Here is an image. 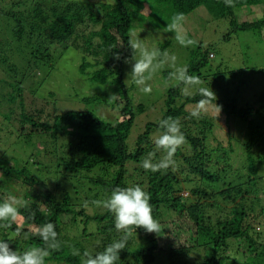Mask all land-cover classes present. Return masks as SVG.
I'll return each instance as SVG.
<instances>
[{
    "label": "trees",
    "instance_id": "1",
    "mask_svg": "<svg viewBox=\"0 0 264 264\" xmlns=\"http://www.w3.org/2000/svg\"><path fill=\"white\" fill-rule=\"evenodd\" d=\"M104 1L0 0V72L5 75L0 85L10 88L7 95L0 92V105L4 99L13 106L0 117V138L32 145L22 163L0 159V187L6 189L0 200L15 195L21 201L17 205L20 215L10 227H0V233L13 235L11 241L23 250L43 247L38 229L51 222L61 247L51 251L46 264H82L81 257L73 255L74 249L95 254L121 235L107 209L88 213L94 209L85 202L105 199L116 187L139 184L151 197L152 215L160 230L158 234L142 228L133 231L117 264H264V94L257 103L243 107H237L235 100L216 102L225 112L226 125L234 118L245 128L244 166L235 169L234 146L215 143L214 118L209 120L202 112L192 118L186 110L201 99L213 104L214 92H218L216 76L208 74L213 51L196 45L186 66L188 74L197 76L200 85L213 94L202 97L195 89L185 96L180 87H168L162 119L178 118L185 142L174 154V167L151 172L142 162L154 150L162 119L148 122L129 146L135 110L130 108L122 78L123 63L132 56L128 43L139 30L151 35L150 31L162 28L159 25L168 29L174 14L185 17L203 7L215 20H227L231 32L259 33L264 19L251 23L237 13L264 7V0ZM169 45L165 40L160 48L164 51ZM69 49L81 54L79 71L90 82L113 87L107 100L96 96L92 100L114 110L118 115L114 120L91 112H66L54 116L49 125L39 113L27 112L26 86L35 95ZM117 54L121 59L115 58ZM119 104H123L120 111L113 108ZM136 110L141 113L144 107ZM60 124L65 130L58 129ZM46 135L53 141H47L42 150L33 149L35 139ZM232 138L236 139L229 135ZM165 154L156 152L153 162ZM79 174L86 190L95 193L93 199L79 200ZM21 177L18 188L11 187Z\"/></svg>",
    "mask_w": 264,
    "mask_h": 264
},
{
    "label": "rangeland",
    "instance_id": "2",
    "mask_svg": "<svg viewBox=\"0 0 264 264\" xmlns=\"http://www.w3.org/2000/svg\"><path fill=\"white\" fill-rule=\"evenodd\" d=\"M100 1L105 2L104 0ZM146 12V14H148V11ZM237 16L239 18L241 17V19L244 17L251 23L260 21L264 19V7L254 6L248 11L243 10L242 12H238ZM184 18L185 33L196 41L193 46L181 47L173 38V33L161 25L158 26L159 28L162 27L161 29L150 31L151 35L147 33L146 29L139 30L137 37L140 39L148 38L145 40V44L149 47L159 48L160 50V45L163 44L165 40L170 42L169 47L164 51L176 57L177 66L188 65L191 61V52L198 44L203 45L204 48H210L213 51L215 58L211 62V71H209L208 74L211 76L213 72V77L216 76V80L218 81L216 82L218 84V86L216 84V88L218 92H214V103L210 105L205 104L201 112L203 116L209 120L214 118L212 122V135L216 139L215 143H221L222 146L228 147L230 142L234 146V153L232 155L233 168L241 169L242 166H244L245 159L244 150L241 147L246 140L244 138V136H246L245 128L234 118H230L227 126L225 122V112L223 114V111L217 107L216 102L219 101L222 104H230V102L235 100V102H237V107H243L245 105L257 103L259 98L264 94V28L259 33L249 31L231 32L227 20H215L203 7L195 9ZM156 26L155 24V27ZM229 33L230 39L227 37ZM133 38L135 39L136 37ZM161 51L163 52V50ZM126 60L128 62L123 63V84L127 89V97L130 99V108L135 110V121L128 139V144L131 147L138 134L144 130V126L148 122H159L162 119L165 112L164 103L167 89L169 86H172V81H167L168 77L165 73H170L173 69L166 65L164 68L151 74L146 82L151 85L152 91L150 94H144L131 80L130 73L134 61L131 58ZM81 64V54L69 49L64 53L63 57L58 60V69L46 79L35 95L29 91L31 87L29 85L26 86L28 92L26 91L24 93V102L27 112L33 115L39 113L40 116H38L40 119H42L43 122H48L49 125H52L54 116L66 112H91L97 114V116L101 117L103 120H114L115 115L118 116L114 110L103 108V106L96 104L95 101L92 100V97L95 96L107 100L113 87H102L101 85L90 82L87 76L80 73L79 67ZM203 74L205 75L204 72ZM4 78L5 75L0 72V79ZM3 86L4 87L0 85V92L2 95H7L10 88L7 85ZM199 87H201L200 84L194 85L190 89L191 93ZM116 97H118V95H116ZM120 101L121 99L118 98V102ZM139 105L144 107V111L141 113L136 110V107ZM12 107L13 106H11L7 100L2 99L0 117L9 114ZM113 108L120 111L123 108V104H119L118 106L114 105ZM186 110L190 113L193 110V106L187 105ZM65 128L66 126H64V124H60L58 129L65 130ZM5 130L8 129L5 128ZM230 133L236 139H229ZM3 141V138H0V159L9 160L13 158L18 160L19 163H22L23 159H28L27 156L29 154L27 152H29V148L32 146L31 144L22 141L15 142L14 140ZM47 141L52 142L53 139L48 138L47 135L39 140L35 139L37 147L33 149L39 148V150H42ZM35 152L38 151L36 150ZM34 158H36V156ZM18 165L19 167L21 166L20 164ZM261 171V175H264V166L261 167ZM77 177L80 179L82 185V188H80V190L78 189L79 200L82 201L86 198L88 200L93 199L95 193L86 190L82 181L85 179L81 178L80 174L77 175ZM23 179L24 177L14 179L11 183V187L18 188L19 181ZM52 181L53 180H51V182ZM20 187L24 189L22 184ZM8 188L10 189L9 191L12 192V188ZM50 188L52 189V186ZM84 190L85 194L82 193ZM1 191H6V189L1 186L0 193ZM182 194L183 196H187L186 192ZM18 199L20 200L19 197ZM99 199L100 198L96 200ZM19 204H21V201ZM90 207L94 210L90 209L88 213H100V211H104V208L100 206L91 204ZM67 220L68 218L66 217L65 221ZM12 236L13 235L9 233H7V236L2 232L0 233V239L6 238L13 250H17L18 252L25 251L26 248L23 250L19 245L11 241L14 239ZM193 258L195 257H191V259Z\"/></svg>",
    "mask_w": 264,
    "mask_h": 264
},
{
    "label": "clouds",
    "instance_id": "3",
    "mask_svg": "<svg viewBox=\"0 0 264 264\" xmlns=\"http://www.w3.org/2000/svg\"><path fill=\"white\" fill-rule=\"evenodd\" d=\"M184 19L183 13H176L170 18V23L166 27L173 33L177 44L181 47H190L195 45L196 41L185 33ZM147 39L136 37L128 43L132 52L131 59L134 61L130 73L132 83L142 93L150 94L152 87L146 81L151 74L167 65L173 69L168 76V79L172 81V86L180 87L185 96L191 95V87L201 83L199 78L189 75L186 66H177L174 55H169L167 51L162 52L159 48L147 46L145 44ZM115 58L121 59L119 54ZM125 62L128 61L125 60ZM196 91L202 97L213 94L203 86L197 88ZM205 103V99L199 100L189 113L190 117L199 118ZM159 128L162 131L153 140L154 150L150 151L142 162V167L151 172L167 170L170 166L174 167L176 165V161L173 159L174 154L185 142L178 118L169 116L162 119L159 122ZM160 151L166 154L157 162H153L156 152ZM150 200V195L139 184L123 188L116 187L105 199L92 200L90 202L92 205L103 207L113 215L114 228L121 235L100 252L92 254L85 250L81 253L79 249H74L73 255L80 256L82 264H117L120 261L119 253L126 248L127 241L133 231L136 232L137 228H142L147 233L159 232L160 226L153 218ZM19 203L20 200L15 195L0 200V227H10L11 222L16 221L20 215L17 207ZM88 205L89 202L86 201L85 206ZM16 234L20 235L19 230L16 231ZM38 234L44 242V246L29 247L23 252L13 250L9 241L0 239V264H46L51 251L58 250L61 247V242L58 240L55 225L51 222L43 224L38 229Z\"/></svg>",
    "mask_w": 264,
    "mask_h": 264
}]
</instances>
